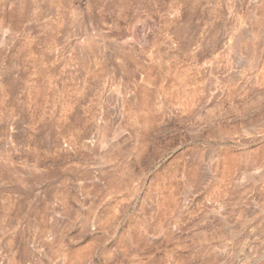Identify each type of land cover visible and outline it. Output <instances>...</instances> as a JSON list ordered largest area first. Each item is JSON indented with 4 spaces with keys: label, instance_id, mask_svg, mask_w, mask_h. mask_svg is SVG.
<instances>
[{
    "label": "rangeland",
    "instance_id": "374dc122",
    "mask_svg": "<svg viewBox=\"0 0 264 264\" xmlns=\"http://www.w3.org/2000/svg\"><path fill=\"white\" fill-rule=\"evenodd\" d=\"M0 264H264V0H0Z\"/></svg>",
    "mask_w": 264,
    "mask_h": 264
},
{
    "label": "bare ground",
    "instance_id": "6f19581e",
    "mask_svg": "<svg viewBox=\"0 0 264 264\" xmlns=\"http://www.w3.org/2000/svg\"><path fill=\"white\" fill-rule=\"evenodd\" d=\"M8 20V19H7ZM11 20V19H10ZM187 180H188V178H187Z\"/></svg>",
    "mask_w": 264,
    "mask_h": 264
}]
</instances>
